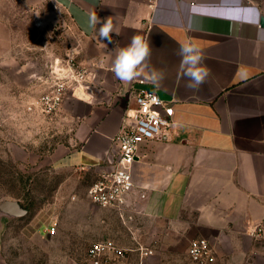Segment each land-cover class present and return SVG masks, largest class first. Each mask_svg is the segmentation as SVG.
<instances>
[{
  "label": "crops",
  "instance_id": "0c3cea01",
  "mask_svg": "<svg viewBox=\"0 0 264 264\" xmlns=\"http://www.w3.org/2000/svg\"><path fill=\"white\" fill-rule=\"evenodd\" d=\"M63 1L83 39L80 62L96 80L94 100H76L74 136L60 151L59 167L73 170L77 183L113 169V139L129 106L125 91L135 80L174 108L171 140L141 146L127 209L176 225V231L165 237L167 245L138 244L153 251L143 260L136 248L109 264H182L157 255L159 247L172 255L175 245L184 264H193L187 250L199 238L213 244L217 264H264V0H157L154 11L149 0ZM94 14L101 21L113 17L121 33H112L114 43L98 38ZM137 34L148 38L151 56L141 75L126 83L112 70L115 48ZM189 41L210 69L198 91L186 87L180 70V44ZM152 69L164 79L151 80ZM161 237L154 232V241ZM136 253L137 263L131 258Z\"/></svg>",
  "mask_w": 264,
  "mask_h": 264
},
{
  "label": "rangeland",
  "instance_id": "374dc122",
  "mask_svg": "<svg viewBox=\"0 0 264 264\" xmlns=\"http://www.w3.org/2000/svg\"><path fill=\"white\" fill-rule=\"evenodd\" d=\"M82 48L65 1L0 0V206L16 202L26 211H0V264H82L93 244L108 240L129 251L128 258L138 244H169L165 237L175 230L136 211L91 203L87 190L99 176L77 183L73 170L59 167L60 151L74 136L78 99L69 96L52 116L39 113V101L56 65L69 58L81 63ZM47 226L56 233L47 235ZM154 232L161 239L154 241ZM177 247L172 255L159 247L157 255L184 264ZM131 258L139 260L137 253Z\"/></svg>",
  "mask_w": 264,
  "mask_h": 264
},
{
  "label": "built area",
  "instance_id": "2783aa9c",
  "mask_svg": "<svg viewBox=\"0 0 264 264\" xmlns=\"http://www.w3.org/2000/svg\"><path fill=\"white\" fill-rule=\"evenodd\" d=\"M149 9L154 11L157 0H149ZM53 80L49 89L39 101V113L55 115L69 96L83 102H91L95 97L96 76L91 67L69 58L62 65H56L52 71ZM140 85L137 88L135 85ZM143 80H135L125 91L129 100L123 125L113 139L116 147V161L113 169L104 171L88 188L87 197L91 203L102 208L125 211L135 193L133 167L139 156L141 146L152 142L171 140L173 131L174 108L171 102L164 101L153 89L146 88ZM28 111L35 112L34 107ZM141 198H145L141 195ZM260 229L253 234L259 235ZM44 232L52 236L54 227L47 226ZM143 258L151 256L153 251L138 246L136 249ZM135 249L130 250V252ZM129 252L113 241H101L93 244L86 253L82 264H109L124 260ZM187 255L193 264H217L218 257L213 244L204 238L194 239L189 243Z\"/></svg>",
  "mask_w": 264,
  "mask_h": 264
},
{
  "label": "clouds",
  "instance_id": "9594fccd",
  "mask_svg": "<svg viewBox=\"0 0 264 264\" xmlns=\"http://www.w3.org/2000/svg\"><path fill=\"white\" fill-rule=\"evenodd\" d=\"M91 23L96 29L100 40H107L114 43L112 33L121 35L120 30L115 26L113 17L109 16L101 21L96 14L91 17ZM101 25L97 29V25ZM118 45V43H117ZM116 56L113 64V72L117 79L123 82H132L137 79L147 67V61L151 56V47L147 37L133 35L127 46L116 47ZM178 55L181 57L180 70L182 76L187 79L186 87L198 91L207 81L210 69L204 64L205 56L203 51L192 42L180 44ZM149 78L153 81L164 79V73L152 69ZM91 103V99L88 100Z\"/></svg>",
  "mask_w": 264,
  "mask_h": 264
},
{
  "label": "water",
  "instance_id": "95a60500",
  "mask_svg": "<svg viewBox=\"0 0 264 264\" xmlns=\"http://www.w3.org/2000/svg\"><path fill=\"white\" fill-rule=\"evenodd\" d=\"M262 26H264V20H262ZM0 211L2 213L12 215V216H24L26 211L21 209L18 203H4L0 206Z\"/></svg>",
  "mask_w": 264,
  "mask_h": 264
}]
</instances>
